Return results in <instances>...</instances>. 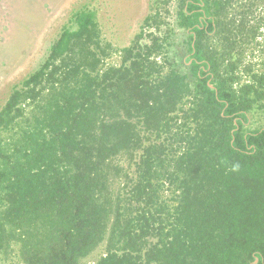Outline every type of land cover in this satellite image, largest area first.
Wrapping results in <instances>:
<instances>
[{
  "label": "trees",
  "instance_id": "obj_1",
  "mask_svg": "<svg viewBox=\"0 0 264 264\" xmlns=\"http://www.w3.org/2000/svg\"><path fill=\"white\" fill-rule=\"evenodd\" d=\"M0 257L264 264V0L72 12L0 107Z\"/></svg>",
  "mask_w": 264,
  "mask_h": 264
},
{
  "label": "rangeland",
  "instance_id": "obj_2",
  "mask_svg": "<svg viewBox=\"0 0 264 264\" xmlns=\"http://www.w3.org/2000/svg\"><path fill=\"white\" fill-rule=\"evenodd\" d=\"M151 0H0V107L12 87L37 68L71 13L93 7L104 38L129 45ZM114 57L111 63L117 64ZM8 262L7 264H9ZM0 264H4L0 257Z\"/></svg>",
  "mask_w": 264,
  "mask_h": 264
},
{
  "label": "water",
  "instance_id": "obj_3",
  "mask_svg": "<svg viewBox=\"0 0 264 264\" xmlns=\"http://www.w3.org/2000/svg\"><path fill=\"white\" fill-rule=\"evenodd\" d=\"M255 263H257V260L255 261Z\"/></svg>",
  "mask_w": 264,
  "mask_h": 264
}]
</instances>
